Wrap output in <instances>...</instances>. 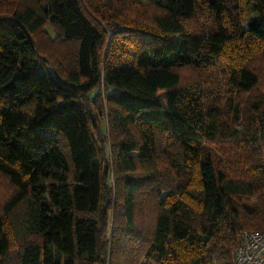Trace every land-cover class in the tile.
<instances>
[{"label":"trees","instance_id":"obj_1","mask_svg":"<svg viewBox=\"0 0 264 264\" xmlns=\"http://www.w3.org/2000/svg\"><path fill=\"white\" fill-rule=\"evenodd\" d=\"M263 50L264 0L1 11L0 264L9 227L10 264H236L240 232L264 230Z\"/></svg>","mask_w":264,"mask_h":264},{"label":"rangeland","instance_id":"obj_2","mask_svg":"<svg viewBox=\"0 0 264 264\" xmlns=\"http://www.w3.org/2000/svg\"><path fill=\"white\" fill-rule=\"evenodd\" d=\"M19 2L20 0H0V12L1 11H3V13L11 12L17 6ZM127 3H130V4H127V6L123 8L125 13H129L132 10V7L134 5L128 1ZM240 3H241V9H238L237 11L234 12V15H233L234 18H237L238 21H241V23H243L245 26H248V24L252 20L259 19L260 15L257 13H254L249 4L246 5L242 1H240ZM9 6L11 8H9ZM140 6L147 14H152L155 12L154 11L155 9L151 7H147L145 5H140ZM45 30L49 34L53 35V30L50 25L46 26ZM40 44L44 47L45 50L52 47L48 39L45 38L44 34L40 37ZM52 51H53V48H52ZM253 58L254 60L252 61H255V66L259 68L260 70L264 69V50L262 52H256V55H254ZM183 75H184V81L186 82L194 80V78L197 76L196 72L191 70V68L184 69ZM210 80H212V83H209L208 86L211 87L210 89L212 90L213 94H220L222 96L223 101L225 102V100L227 99V92L224 88L223 83L221 82V79L220 78L218 79V73L213 74V76L210 77ZM244 105L245 104L243 103L240 105L241 109L244 108ZM14 191H15L14 187L8 182V180L4 176L0 175V214H3V210H4L3 206L5 202L13 195ZM8 229H9V233L12 239V249L9 252V259H8V264H10L11 261L14 260L15 252H16L17 245H18V239L16 237L15 230L10 227Z\"/></svg>","mask_w":264,"mask_h":264},{"label":"built area","instance_id":"obj_3","mask_svg":"<svg viewBox=\"0 0 264 264\" xmlns=\"http://www.w3.org/2000/svg\"><path fill=\"white\" fill-rule=\"evenodd\" d=\"M239 237L236 264H264V230H243Z\"/></svg>","mask_w":264,"mask_h":264}]
</instances>
